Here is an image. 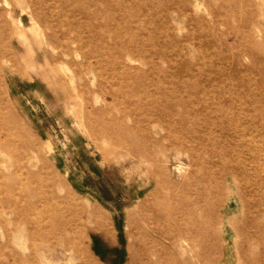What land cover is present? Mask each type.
Listing matches in <instances>:
<instances>
[{"label": "rangeland", "instance_id": "obj_1", "mask_svg": "<svg viewBox=\"0 0 264 264\" xmlns=\"http://www.w3.org/2000/svg\"><path fill=\"white\" fill-rule=\"evenodd\" d=\"M0 264H264V0H0Z\"/></svg>", "mask_w": 264, "mask_h": 264}, {"label": "bare ground", "instance_id": "obj_2", "mask_svg": "<svg viewBox=\"0 0 264 264\" xmlns=\"http://www.w3.org/2000/svg\"><path fill=\"white\" fill-rule=\"evenodd\" d=\"M57 214H54L51 218L52 220V229L53 228H61L63 231L60 235H57V238L59 239V241H63L64 244L67 243L69 236H71V238L75 237V227L74 224L71 223V221H62L60 219H56L57 218ZM56 219V220H55ZM54 230V229H53Z\"/></svg>", "mask_w": 264, "mask_h": 264}]
</instances>
